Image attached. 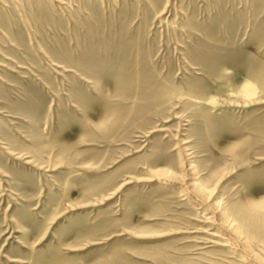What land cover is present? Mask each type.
<instances>
[{
    "label": "rangeland",
    "instance_id": "1",
    "mask_svg": "<svg viewBox=\"0 0 264 264\" xmlns=\"http://www.w3.org/2000/svg\"><path fill=\"white\" fill-rule=\"evenodd\" d=\"M0 264H264V0H0Z\"/></svg>",
    "mask_w": 264,
    "mask_h": 264
},
{
    "label": "bare ground",
    "instance_id": "2",
    "mask_svg": "<svg viewBox=\"0 0 264 264\" xmlns=\"http://www.w3.org/2000/svg\"><path fill=\"white\" fill-rule=\"evenodd\" d=\"M247 84V83H246ZM249 84V83H248ZM244 88V87H243ZM246 88V87H245ZM243 89L244 91H246V92H244V93H246V94H249L250 92H248V90L247 89ZM244 93H242V94H244ZM252 95V94H251ZM246 97V96H245ZM249 99V98H248Z\"/></svg>",
    "mask_w": 264,
    "mask_h": 264
}]
</instances>
